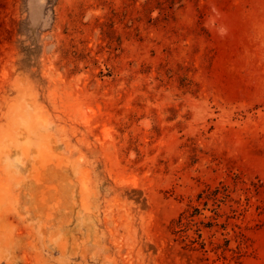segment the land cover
Wrapping results in <instances>:
<instances>
[{
	"label": "rangeland",
	"instance_id": "1",
	"mask_svg": "<svg viewBox=\"0 0 264 264\" xmlns=\"http://www.w3.org/2000/svg\"><path fill=\"white\" fill-rule=\"evenodd\" d=\"M0 264H264V0H0Z\"/></svg>",
	"mask_w": 264,
	"mask_h": 264
}]
</instances>
